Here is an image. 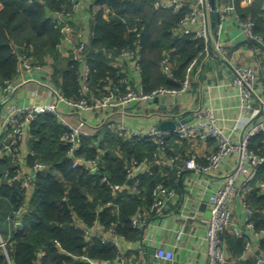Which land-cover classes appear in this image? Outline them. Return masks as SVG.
<instances>
[{
    "label": "built area",
    "instance_id": "1",
    "mask_svg": "<svg viewBox=\"0 0 264 264\" xmlns=\"http://www.w3.org/2000/svg\"><path fill=\"white\" fill-rule=\"evenodd\" d=\"M93 1L95 0H70L69 7L49 13L61 35L55 47L59 57L81 61L77 97L65 96L53 82V66L48 67L46 61H37L28 54L25 46L13 47V53L18 55L15 77L0 78V159H10L13 166L12 171L6 169L0 175V186L16 182L24 198L21 206L7 217L8 223L15 229L20 227L21 216L32 194L35 175L46 168L45 164L35 162L27 169L28 153L26 154L21 142L30 134L37 115L48 113L63 127L60 139L66 147L65 154L71 162V168H79L89 175H96L104 169L106 150L100 144L109 136L123 140L148 139L155 145V151L142 160L117 153L123 159L125 176L130 183L110 184L114 195L123 190L128 195L140 194L142 174L152 175L153 167L160 164L167 168V171L161 170L160 173L164 179L151 190V206L148 209H138L131 217L132 227L140 229L142 233L151 219L155 220L163 215L177 194L176 189L164 182L165 177L168 172H175L179 180L181 174L188 170L206 177L200 182V193L209 213L204 218L207 264H264V227L258 228L255 222L256 215L264 217V205L256 207L251 198L253 194L264 197V89L258 88L257 69L248 64L229 67V84L237 89L240 98L242 116L232 128V131L240 132L238 139L224 132L210 107L195 109L186 122H182V115L163 111L149 114L157 122L145 130L126 125L122 119L127 115L147 116L146 109L156 98L165 96L176 99L190 88L199 57L203 53L207 54L208 42H211L216 55L226 65L229 64V46L219 38L221 20L216 22L211 0H137L150 2L155 10L171 12L177 17L171 27L172 36L177 39L184 36L200 39L204 43V49L188 64L180 87L160 86L146 91L141 82V30L133 25L128 28L136 37L131 44L119 49L115 55L107 53L110 66L120 67L122 77L117 82L107 79L103 94L95 96L88 84L90 69L84 59V52L94 33V17L88 12V6ZM226 1L224 11L235 14L236 22L245 38H255L262 42L261 36L254 34V23L241 19L235 12L233 2L230 4L229 0ZM253 2L254 0H245L248 6ZM103 8V18L107 20L111 10L107 5ZM261 9L264 10V0H261ZM122 22L126 23V19L122 18ZM159 67L166 78H175L174 64L169 52L163 53ZM28 84L35 87L29 93L31 101L28 104L18 103V91ZM65 107L79 112L78 117L71 120L70 115L63 109ZM96 110L103 111L105 117L92 125L88 123L85 115ZM166 120L176 123L173 130L159 128L158 124ZM258 136L261 139L255 141L254 138ZM86 138L93 140L84 146ZM208 141H214L215 148L201 161L196 147ZM171 143L177 146L187 143L191 147V153H172L169 151L174 149ZM92 148L95 149V154L87 155L84 150ZM225 158L230 160V167L220 173V166ZM217 177H221V183L212 190L210 184ZM107 180V176L103 175L102 181ZM235 199H238L244 213L242 224L236 220L230 204ZM62 200L66 201L65 195ZM110 205L111 202L98 206L95 209L96 217L88 227L82 218L71 211V224L74 229L82 232L88 243L97 239L114 247L117 257L112 264H132L124 256L128 239L117 230L116 223L104 225L99 221V210ZM180 233L177 232L176 239ZM226 236L242 241V250L237 256L229 250ZM5 246L6 241L0 235V248L4 253ZM136 250L142 256L146 255L142 238ZM154 256L159 264H174V253L170 249L157 246ZM136 264L146 263L140 261Z\"/></svg>",
    "mask_w": 264,
    "mask_h": 264
},
{
    "label": "trees",
    "instance_id": "2",
    "mask_svg": "<svg viewBox=\"0 0 264 264\" xmlns=\"http://www.w3.org/2000/svg\"><path fill=\"white\" fill-rule=\"evenodd\" d=\"M233 2L241 19L254 23V34L261 36L264 44L261 0H254L247 7L240 6L241 0ZM104 5L111 10L107 20L103 18ZM69 6L70 0H0V78L15 77L18 55L13 53V47L25 46L28 54L41 63L50 56L54 61L53 82L65 96L77 97L81 61L59 57L55 47L61 35L49 15ZM88 12L94 17V33L84 59L90 69L88 84L95 96L103 94L107 79L117 82L122 77L120 67L110 66L107 53L115 55L131 44L136 37L128 28L133 25L141 30V82L146 91L160 86L180 87L188 64L204 49L203 41L192 36L174 38L171 27L177 17L168 11L155 10L148 1L95 0L89 4ZM165 52L171 55L174 79L166 78L160 70L159 62ZM62 131L63 127L48 113L37 115L32 123L28 164L41 162L46 168L35 175L32 194L17 229L8 223L7 217L24 200L20 186L16 182L0 186V235L6 241V253L0 248V264H112L117 257L114 247L97 239L88 243L82 232L71 224V211H74L87 227L90 226L96 217L95 209L108 202L112 205L98 212L101 223L115 222L117 230L128 240L135 241L141 234L140 229L132 227L131 217L138 209L151 206V190L164 179L159 166L153 167L152 175L140 176L141 193L138 195H128L125 190L114 195L109 185L130 183L118 152L124 157L142 160L155 151V145L148 139L123 140L109 136L100 144L106 150L104 169L89 175L79 168H71L66 147L60 139ZM260 139V136L254 138L255 141ZM91 140L86 138L84 146ZM173 147L170 152H179ZM84 151L89 156L95 154L94 148ZM6 169L13 170L10 159H0V175ZM162 170L167 171V168L162 167ZM103 175L107 176V181H102ZM168 175L170 179L164 182L177 189L176 173L168 172ZM64 195L66 201L62 200ZM251 198L256 207L264 205V197L253 194ZM255 222L258 228L264 227L263 216L256 215ZM225 239L235 256L240 254L242 241L230 236Z\"/></svg>",
    "mask_w": 264,
    "mask_h": 264
},
{
    "label": "crops",
    "instance_id": "3",
    "mask_svg": "<svg viewBox=\"0 0 264 264\" xmlns=\"http://www.w3.org/2000/svg\"><path fill=\"white\" fill-rule=\"evenodd\" d=\"M226 0H215L214 17L215 20H221L220 39L225 41L230 47L235 43L245 40L233 12L224 11ZM233 2V0H232ZM234 5V2H233ZM241 7H247L245 0H241ZM223 15V17H222ZM222 17V18H221ZM229 64H224L219 57L203 53L199 58L198 66L194 69V77L192 78L190 88L186 90L180 97L176 99H160L157 102L152 101L148 109H146L147 116L137 117L132 115L125 116L122 121L124 124L132 126L139 130H145L150 126L156 124L157 119L149 114L170 111L175 114L184 116V118L192 115V112L200 107H210L214 110L218 124L223 128L224 132L229 136L238 139L240 132L232 131L236 122L241 118L240 98L237 89L231 86L229 67L230 65H252L258 72V88L264 89V54L255 45L246 42L241 44L235 50L232 56H229ZM44 60L49 67L54 64L50 56H46ZM55 84V83H54ZM33 84H28L22 87L17 93V101L21 104H28L31 101L30 90L34 89ZM64 111L69 114L71 120L78 117L76 110L65 107ZM81 115H85L80 113ZM156 115V114H155ZM90 124H96L105 117L103 111L96 110L93 113L85 115ZM30 134L22 139V147L29 156L28 141ZM171 145L178 148L180 153L189 155L191 147L187 143L177 146L174 143ZM215 148L214 141L199 144L196 147V153L201 161H204V156ZM194 150V149H193ZM30 165H28L29 170ZM165 165L160 164L158 170L162 171ZM230 167V160L225 158L220 166V173L225 172ZM167 181L170 179L169 175L165 177ZM206 177H201L199 174H194L191 171H184L179 180L178 188L176 189V199L169 204V208L162 216L149 221V224L141 233L142 237L138 240H128L126 243L125 257L131 260L132 264L143 261L146 264H159L156 262L154 250L157 246L164 249H170L174 253V264H207L206 247H205V224L204 218L207 215L206 207L201 208L204 204L201 198L200 182ZM221 183V177L214 179L210 184L212 190L216 189ZM236 220L241 224L244 220V213L238 199L231 203ZM205 206V204H204ZM180 231L179 238L176 239L177 232ZM142 244L146 249V255L142 256L138 253L136 248ZM228 245V244H227ZM228 248L231 252L229 245ZM233 248V247H232ZM154 249V250H153ZM234 254V252H233ZM235 255V254H234ZM237 256V255H236Z\"/></svg>",
    "mask_w": 264,
    "mask_h": 264
},
{
    "label": "water",
    "instance_id": "4",
    "mask_svg": "<svg viewBox=\"0 0 264 264\" xmlns=\"http://www.w3.org/2000/svg\"><path fill=\"white\" fill-rule=\"evenodd\" d=\"M215 0H211V4H212V8L215 9V3H214ZM230 4H232V0H229ZM216 22H219V19L217 17L216 19ZM246 42H249L255 46H257L264 54V44L260 41H258L257 39L255 38H249V39H245L243 41H240V42H237L235 43L233 46L230 47V51H229V56H232L233 52L235 50L238 49V47L241 45V44H244ZM207 50H208V53L209 55H214L216 54L215 50L213 49V46L211 44V42H208L207 44ZM162 100V99H165V96H162L160 98H156L155 99V102H157L158 100ZM170 99H173V98H170ZM190 119V117H186L182 120V122H186ZM175 122L173 120H166V121H162L158 124L159 128L160 129H167V130H173L174 127H175ZM108 177H110L109 173H106ZM179 183H181V180H179ZM205 207L204 204H202L201 208ZM209 213L207 212V215ZM154 250V249H153ZM154 252V251H153Z\"/></svg>",
    "mask_w": 264,
    "mask_h": 264
}]
</instances>
